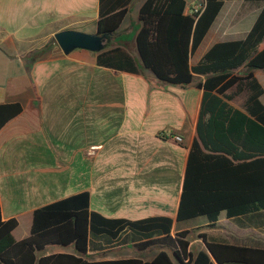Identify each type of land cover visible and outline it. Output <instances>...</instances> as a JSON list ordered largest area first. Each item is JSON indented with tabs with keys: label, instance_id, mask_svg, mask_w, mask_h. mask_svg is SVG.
<instances>
[{
	"label": "crops",
	"instance_id": "1",
	"mask_svg": "<svg viewBox=\"0 0 264 264\" xmlns=\"http://www.w3.org/2000/svg\"><path fill=\"white\" fill-rule=\"evenodd\" d=\"M185 1L187 12L195 0ZM263 4L223 0L191 63L215 42L244 38ZM125 18L103 49L125 47L137 73L98 65L97 52L87 49L64 54L56 43L54 33L62 29L96 32L98 0H0V103L18 102L22 108L0 128L2 220L16 219L12 236L22 239L36 208L87 191L89 209L109 218L169 217L172 234L189 231L193 253L206 251L202 235L208 242L264 247L262 209L233 217L221 211L215 226L203 215L176 219L196 135L202 90L195 82L201 76L185 87L158 80L141 66L134 35L128 41V31H121ZM263 97L264 92V104ZM170 131L182 141L166 136ZM131 248L114 244L101 256L92 257L100 251L92 249L86 255L150 260L161 249L154 246L141 258L130 256ZM59 252L74 248L48 245L38 256Z\"/></svg>",
	"mask_w": 264,
	"mask_h": 264
},
{
	"label": "trees",
	"instance_id": "2",
	"mask_svg": "<svg viewBox=\"0 0 264 264\" xmlns=\"http://www.w3.org/2000/svg\"><path fill=\"white\" fill-rule=\"evenodd\" d=\"M264 2V0H262ZM132 0H98L96 31L106 43L117 33ZM185 0H144L133 33L140 64L171 85L194 81L202 90L195 132L189 147L176 219L205 216L215 226L227 217L264 210V89L254 69L264 70V4L244 38L213 43L194 64L191 57L220 11L223 0H204L200 13L189 14ZM98 65L139 72L123 46L96 53ZM243 94L242 105L232 100ZM0 103V128L21 111ZM169 217L137 220L109 218L89 209V193L79 192L36 208L29 235L16 240L14 218L0 215V264H264V247L203 240L207 251L189 250V231L171 233ZM124 233L120 239V235ZM131 244L142 251L161 247L150 260H91L89 249ZM48 245L72 246L74 253L38 256Z\"/></svg>",
	"mask_w": 264,
	"mask_h": 264
},
{
	"label": "water",
	"instance_id": "3",
	"mask_svg": "<svg viewBox=\"0 0 264 264\" xmlns=\"http://www.w3.org/2000/svg\"><path fill=\"white\" fill-rule=\"evenodd\" d=\"M105 36V33L99 34L97 31L88 33L76 29H62L54 33V39L64 54L76 48L99 52L104 48ZM206 251L210 254L207 246Z\"/></svg>",
	"mask_w": 264,
	"mask_h": 264
},
{
	"label": "rangeland",
	"instance_id": "4",
	"mask_svg": "<svg viewBox=\"0 0 264 264\" xmlns=\"http://www.w3.org/2000/svg\"><path fill=\"white\" fill-rule=\"evenodd\" d=\"M141 0H132L130 6H129V11H128V14L125 18V21H124V26L123 27H126L125 29H122L121 31H128V34H129V38L127 39L128 41H130L132 39V34L136 31V29L138 28L139 26V21L137 19V6L139 5ZM197 1H200V0H195V2ZM128 47H132V44L129 42L128 43ZM194 61V60H192ZM254 73H255V76L257 78V80L262 83V85L264 86V70H261V69H254ZM243 94L235 97L233 100H232V103L234 105H237V106H241L242 105V100H243ZM263 102H264V97H263ZM51 248L48 247L47 249ZM106 249V248H105ZM107 250H100L99 252H96V254H92L91 256L92 257H96L98 255H102L104 253H106ZM131 255L130 256H135V257H141V258H146V254L150 253V252H154V248H151V249H148V250H145V251H137L133 248H131ZM113 253H108L107 256H111Z\"/></svg>",
	"mask_w": 264,
	"mask_h": 264
},
{
	"label": "built area",
	"instance_id": "5",
	"mask_svg": "<svg viewBox=\"0 0 264 264\" xmlns=\"http://www.w3.org/2000/svg\"><path fill=\"white\" fill-rule=\"evenodd\" d=\"M204 9V0L194 2L191 6L188 7L187 13L194 14L200 13ZM166 136L172 137L175 141H182L180 135L173 133L172 131L168 132Z\"/></svg>",
	"mask_w": 264,
	"mask_h": 264
}]
</instances>
